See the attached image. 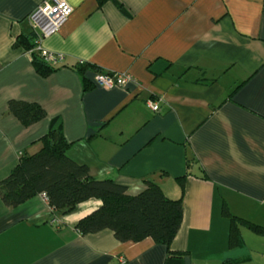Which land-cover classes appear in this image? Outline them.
<instances>
[{
	"label": "crops",
	"instance_id": "1",
	"mask_svg": "<svg viewBox=\"0 0 264 264\" xmlns=\"http://www.w3.org/2000/svg\"><path fill=\"white\" fill-rule=\"evenodd\" d=\"M42 1L0 0V180L54 121L91 177L131 195L151 182L182 196L170 248L184 264H264V233L238 224L242 244L229 248L223 212L264 229V0H66L71 14L41 41L64 58L44 76L15 45L33 34L28 15ZM98 72L131 79L100 87ZM10 100L45 116L24 126ZM100 205L90 198L58 214L42 194L14 208L0 199V264H164L166 246L149 237L80 234L75 224Z\"/></svg>",
	"mask_w": 264,
	"mask_h": 264
},
{
	"label": "trees",
	"instance_id": "2",
	"mask_svg": "<svg viewBox=\"0 0 264 264\" xmlns=\"http://www.w3.org/2000/svg\"><path fill=\"white\" fill-rule=\"evenodd\" d=\"M15 45L22 46L31 55L33 66L40 75H47L53 69L33 51L34 34L18 37ZM86 69V65L79 69L84 91L91 88L84 77ZM7 110L24 126L45 116L40 105L24 101L10 100ZM40 145L35 153L21 154L10 173L0 180V199L7 208L17 207L35 195L44 194L53 211L65 214L78 203L96 198L101 201L100 207L75 224L80 234L109 229L119 242H138L149 237L166 246L164 264H184L185 252L170 248L182 220V196L169 198L151 182L131 195L126 186L111 179L91 177L87 165L77 163L67 155L69 143L63 137L61 125L54 126V121L40 138ZM179 181L183 188L182 180ZM223 212L229 218V248L242 244L238 224L264 233L261 226L232 216L225 209Z\"/></svg>",
	"mask_w": 264,
	"mask_h": 264
},
{
	"label": "built area",
	"instance_id": "3",
	"mask_svg": "<svg viewBox=\"0 0 264 264\" xmlns=\"http://www.w3.org/2000/svg\"><path fill=\"white\" fill-rule=\"evenodd\" d=\"M72 12V7L66 0H43L29 15L28 20L34 34L33 51L47 65L55 67L63 61L62 53H54L44 49L41 41L56 33ZM131 79L123 72H98L94 75L93 84L100 87H122ZM147 108L153 112L159 111V104L152 98L145 101ZM45 197L44 194H42ZM46 198V197H45Z\"/></svg>",
	"mask_w": 264,
	"mask_h": 264
}]
</instances>
